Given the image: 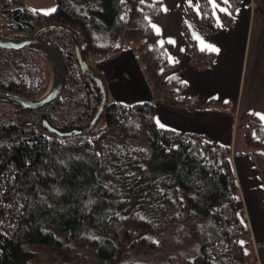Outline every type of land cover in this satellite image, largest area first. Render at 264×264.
Here are the masks:
<instances>
[{
	"label": "trees",
	"instance_id": "16d2710c",
	"mask_svg": "<svg viewBox=\"0 0 264 264\" xmlns=\"http://www.w3.org/2000/svg\"><path fill=\"white\" fill-rule=\"evenodd\" d=\"M55 1V11L46 14L27 8L26 0H0V38L38 40L58 52L66 71L63 93L42 108L0 100V264H35V248L67 242L88 247L101 264H141L117 261L122 241L129 250L155 251L167 234L194 246L195 256L183 264H249L231 149L155 120L156 103L227 110L185 98L179 67L170 61L174 48L161 44L154 29L166 17L162 2ZM244 1L229 0L224 26H233ZM199 3L197 24L217 33L214 7L209 0ZM127 49L137 54L153 101L110 103L103 75L79 63L78 55L88 64ZM188 54L190 65L201 70L215 59L194 42ZM47 67L56 79L44 52L0 49V90L38 100L49 87ZM99 113L96 124L104 126L96 129L92 121ZM238 128L264 188V124L244 116Z\"/></svg>",
	"mask_w": 264,
	"mask_h": 264
},
{
	"label": "crops",
	"instance_id": "0c3cea01",
	"mask_svg": "<svg viewBox=\"0 0 264 264\" xmlns=\"http://www.w3.org/2000/svg\"><path fill=\"white\" fill-rule=\"evenodd\" d=\"M159 1L166 17L154 23V29L161 44L174 48L170 61L179 67L178 77L186 86L185 98L200 104L213 102L227 110H188L156 103V123L165 129L204 136L231 149L249 230V264H264V188L247 153L244 131L238 128L244 116L256 117L264 124V0L244 1L232 16L233 26H224L217 16L220 29L213 35L202 29L193 16L200 15L199 0ZM216 3L217 13H228L227 4L219 0ZM220 7L227 11H220ZM192 42L215 55L210 68L201 70L190 65L188 50ZM96 60V70L103 75L116 102L153 101L142 64L131 49L109 60Z\"/></svg>",
	"mask_w": 264,
	"mask_h": 264
},
{
	"label": "rangeland",
	"instance_id": "374dc122",
	"mask_svg": "<svg viewBox=\"0 0 264 264\" xmlns=\"http://www.w3.org/2000/svg\"><path fill=\"white\" fill-rule=\"evenodd\" d=\"M25 6L31 10L48 14L52 12L51 11L52 9L56 8V1L26 0ZM214 12L217 21H218L217 16L222 18V14L217 13L218 12L217 8L216 11L214 9ZM1 23L2 22L0 18V24ZM4 35H10V33L7 34L6 32H4ZM178 57L181 59V56ZM97 62L98 60H96L95 57H92L91 59L89 58L88 65L91 66V68L93 69H97ZM47 72L49 74L48 75L49 87L47 92H49L52 89V86L54 85L56 79L50 67L49 68L47 67ZM108 92H109V102L115 103L116 101L113 97L112 92L109 89ZM103 126L104 123L99 122L96 124L95 128L101 129ZM164 242L166 243V245L163 244ZM128 246L129 243L123 240L121 243L120 253L117 258L118 262L135 261L141 264H166V263L183 264V262L186 259L193 258L196 254L195 252L196 250L193 245L186 244V242L182 240V237L175 238V236L171 234H167L166 237L164 238V241L159 242V248L155 251L150 250L149 248H142V247H137L133 250H129ZM34 251L37 254L35 264H101L97 261L91 249H88V247L86 248L77 247L71 242L64 243L61 248L41 246L35 248ZM248 251L249 250H247V252Z\"/></svg>",
	"mask_w": 264,
	"mask_h": 264
},
{
	"label": "water",
	"instance_id": "95a60500",
	"mask_svg": "<svg viewBox=\"0 0 264 264\" xmlns=\"http://www.w3.org/2000/svg\"><path fill=\"white\" fill-rule=\"evenodd\" d=\"M27 47L38 49L44 52L46 55H48L52 59L56 67V70H57L56 81L54 85L52 86V89L38 100H31V99L25 98L21 95H18V94L9 92V91L0 90V100L10 101L18 106H21L29 110L39 109V108L44 107L47 104L52 103L53 101H55L61 96L64 90V86H65L66 71H65V66H64L61 56L58 54V52H56L53 48L47 46L46 44L38 40H35V39H23V40L14 42V41H9V40L0 38V49L19 51ZM78 58H79V63L82 69L84 71L89 70V65L85 63V61L81 58L80 55H78ZM103 93L105 96L107 95V90L105 87L103 88ZM100 113L92 121V126L96 124L97 120L100 117ZM44 128L47 129L51 133H54V134H57L63 137L70 136L69 133H60L58 130L52 128L48 124H44Z\"/></svg>",
	"mask_w": 264,
	"mask_h": 264
},
{
	"label": "snow or ice",
	"instance_id": "6c2138e0",
	"mask_svg": "<svg viewBox=\"0 0 264 264\" xmlns=\"http://www.w3.org/2000/svg\"><path fill=\"white\" fill-rule=\"evenodd\" d=\"M190 2H191V0H190ZM209 2L213 5L214 9L216 7H218V5L216 3V0H209ZM220 2L223 3V4H228L229 3V0H220ZM141 3H143V0H141ZM219 10L220 11H225V12L227 11L226 8H220ZM51 11H55V9H52ZM157 31H159V28L158 27H157ZM201 43H203V42L201 41ZM212 50L213 51H218V49H215V48H213ZM225 103H227V101H225ZM262 118H264V117H262Z\"/></svg>",
	"mask_w": 264,
	"mask_h": 264
}]
</instances>
